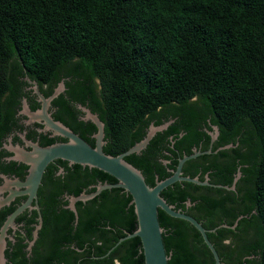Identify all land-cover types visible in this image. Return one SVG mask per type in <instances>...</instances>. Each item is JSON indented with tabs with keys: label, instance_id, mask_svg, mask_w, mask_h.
Wrapping results in <instances>:
<instances>
[{
	"label": "trees",
	"instance_id": "trees-1",
	"mask_svg": "<svg viewBox=\"0 0 264 264\" xmlns=\"http://www.w3.org/2000/svg\"><path fill=\"white\" fill-rule=\"evenodd\" d=\"M74 60L101 82L110 128L108 155L118 156L138 144L152 122L159 126L178 119L169 132H159L141 155L126 158L144 171L151 187L156 174L146 160L161 153L168 134L177 137L181 128L187 131L178 143L192 154L193 146L210 142L199 130L204 124L211 129L209 119L220 129V145L238 144L220 152L232 154L236 163L228 168L219 165L224 174L213 178L233 187L241 167L236 191L176 183L162 196L175 208L193 213L206 229H217L208 236L222 264H264V0H0V127L14 74L25 71L46 83ZM159 172L161 181L170 175L163 169ZM98 177L117 182L108 174ZM190 190L205 194L196 197ZM190 199L197 204L188 207ZM131 202L125 190H108L79 210L81 225L75 236L69 225L60 222L48 251L37 254L34 263L21 256L12 260L145 264L140 238L116 246L137 230ZM75 216L78 213L72 212L60 218ZM159 218L169 264H215L195 227L161 210ZM229 234L235 242L225 244ZM69 239L80 249L88 244V249L64 251L61 246Z\"/></svg>",
	"mask_w": 264,
	"mask_h": 264
},
{
	"label": "flooded vegetation",
	"instance_id": "flooded-vegetation-1",
	"mask_svg": "<svg viewBox=\"0 0 264 264\" xmlns=\"http://www.w3.org/2000/svg\"><path fill=\"white\" fill-rule=\"evenodd\" d=\"M27 78H29L30 81ZM12 79V90L4 97L5 116L4 122L0 127V198L3 200L8 198L11 192H15L16 190L18 192H24L25 188L18 189L16 184L18 181L24 183L29 176L30 166L16 159V154L12 150L13 148L19 147L27 152H32L33 145L49 147L55 144H66L70 141L56 134L53 130L48 129L43 121L32 120L28 115L23 113L25 103L32 113L40 111L43 108V101H41L40 96L35 93V85L32 82L38 84L40 94L43 95L45 99L51 98L58 89H61L57 97L50 102L48 114L55 122L64 125L92 147L96 146V137L99 132L98 126L93 121L92 117H97V119L104 124V152L105 148L108 147V132L110 129L107 122L108 119L104 114L105 106L103 105L101 82L97 77H94L91 71L79 60H74L61 67L57 75L46 83L31 78L25 71L18 75L14 74ZM193 101L196 102L198 100L196 99ZM177 120V118H170L165 121L162 125L168 123L169 125L168 128L161 133H165L166 131L169 132V129ZM207 121L211 129L204 124L202 127H199V130L207 133L210 137V142L207 144L201 142L199 145L193 146L192 154L187 155V150L184 148V145L178 143L179 140H182V138L187 135V131L181 128L177 137L175 134L167 135L168 137L165 138L161 153L151 155L149 160H146V162H149L147 164L151 167L153 174H156V181L159 180L158 174H160V169L165 170L167 174H170L168 176L170 177L177 171L178 165L184 157L193 155L195 151L200 153L211 151L210 154H202L197 158L185 162L182 169V175L184 177L198 178L201 182H205L208 178L210 185L202 186L186 181L177 183H190L199 187H214L215 189L229 187L215 183L213 178L217 177L218 174H224V172H219L217 168L219 165L228 168L230 164L236 163V161L233 160L232 154L224 156L221 155L220 152L236 148L238 144L220 145L223 143H220V129L218 139L212 143L211 134L215 132L214 127L216 125L211 124L209 119ZM151 125L155 127L162 126H156V124L152 122L147 128V134ZM158 134L159 133H157V135ZM230 145L232 147L228 149H220ZM147 151L150 152V150ZM213 164L216 169L210 168ZM134 167L136 166L134 165ZM136 168L145 174L143 170L138 167ZM101 172L103 171L62 159H56L51 162L43 174L37 197L32 201L31 206L17 216L6 230V236L8 238L6 250L7 264H15L12 259L16 256L25 257L31 263H34L37 254L41 255L48 251L50 247L49 243L54 237L56 227L60 222L69 225V232L72 236H75L81 225L79 210L86 209L88 203L94 198L112 189L104 190L94 198L83 201L85 203L82 205H80V201H75V211L72 209V200L78 199L82 195L94 194L101 184H115L114 182L110 183L108 180L100 179L98 174H106L105 172ZM229 173L230 172H225V174ZM239 173H241V177L236 183L235 191L237 190V184L242 180L243 174L241 172V167H239L238 171L234 174L233 183H235V179ZM191 174H194V177H191ZM190 191L191 194L196 197H202L205 194L203 190ZM213 195L216 198H220V196L214 192ZM27 200V195H18L10 203L0 208V234L9 218L19 207L25 204ZM191 200L192 199L187 201L188 207L191 205V207H193L197 204ZM176 208L192 217L194 216L193 213L183 208L177 206ZM72 212L78 213L79 217L77 218L75 216L74 220H70L68 217L60 218L62 214L68 215ZM220 226L230 227L228 224H222ZM72 236L71 238H74ZM234 240L235 237L229 234L224 242L225 244H230L235 242ZM61 248L64 251L77 250L83 253L88 249V244H84L83 249H80L76 241L69 239L62 244ZM250 258L254 260L255 256H250ZM243 261L245 260L243 259ZM235 263L236 262H231V264Z\"/></svg>",
	"mask_w": 264,
	"mask_h": 264
},
{
	"label": "water",
	"instance_id": "water-1",
	"mask_svg": "<svg viewBox=\"0 0 264 264\" xmlns=\"http://www.w3.org/2000/svg\"><path fill=\"white\" fill-rule=\"evenodd\" d=\"M29 80V78H27ZM30 81V80H29ZM35 87L34 91L40 96V100L43 101V108L35 113L30 112L26 103L24 105L23 113L28 115L32 120L43 121L48 129L53 130L56 134L61 135L70 141L66 144H55L49 147H40L38 145H33V151L27 152L22 148H13V152L16 154V159L22 161L30 166L29 176L24 183L17 182L16 186L19 188H25L24 192H11L10 196L3 200L0 198V208L10 203L18 195H27L28 200L25 204L19 207L15 213L9 218L7 224L0 234V264L6 263L5 258V237L6 230L10 224L14 222V219L22 214L27 208L31 206L32 201L37 197L38 188L41 184L43 174L47 166L56 159H62L69 161L71 163L89 166L91 168L99 169L109 176L117 180L115 184H104L99 185L97 191L91 195H82L78 199L72 200V209L74 210L75 201H86L88 199L94 198L99 195L102 191L113 188H120L128 192L132 197L131 205L134 206L135 214L137 217V230L126 237L122 238L116 246L120 243L138 237L142 243L141 252L144 255L145 264H169L171 260L170 254L167 252V248L164 242L165 230L161 226L159 214L160 210L166 213L168 216L181 219L190 223L195 227L198 232L202 235L205 244L210 249L214 256L215 264H222L220 255L209 239L208 234L215 232L217 229L208 230L206 229L198 220L194 217L186 214L182 210H177L175 206L170 205L163 197L162 192L176 184L177 182L186 181L194 183L197 185L208 186L209 180L206 179L205 182H201L198 178L184 177L182 175V169L185 162L197 158L202 154H210L211 151L200 153L195 151L193 155L184 157L177 168V171L167 179L163 181H156V185L151 187L144 176V174L138 170L136 167L131 165L126 161V157L133 154H140L144 149L147 148L150 141L159 132H163L168 128V124L155 127L151 125L147 136L141 142L133 146L127 152L119 155L112 156L104 152V124L101 123L97 117H92L93 121L97 124L99 132L97 134L96 146L92 147L85 140L74 134L71 130L66 128L61 123L55 122L52 117L48 114V109L50 102L57 97L61 92L58 89L56 93L49 99H45L43 95L40 94L39 86L36 82H32ZM214 133L212 136V143L218 139L219 128L214 127ZM232 147L226 146L220 149H228ZM241 177L239 173L235 179L234 186L228 190H235L236 183ZM221 187V186H219ZM75 211V210H74ZM237 223L232 227L235 229ZM227 227V226H222ZM229 227V226H228ZM115 249V248H113ZM112 249V250H113ZM111 250V251H112Z\"/></svg>",
	"mask_w": 264,
	"mask_h": 264
},
{
	"label": "rangeland",
	"instance_id": "rangeland-1",
	"mask_svg": "<svg viewBox=\"0 0 264 264\" xmlns=\"http://www.w3.org/2000/svg\"><path fill=\"white\" fill-rule=\"evenodd\" d=\"M5 258H6V250H7V246H8V238H7V236L5 237ZM5 264H7V259H6V263Z\"/></svg>",
	"mask_w": 264,
	"mask_h": 264
}]
</instances>
